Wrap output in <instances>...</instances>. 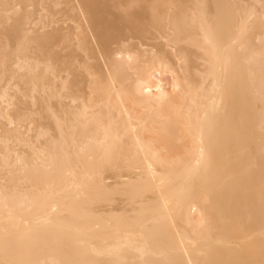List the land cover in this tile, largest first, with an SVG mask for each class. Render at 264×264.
<instances>
[{
  "label": "bare ground",
  "instance_id": "1",
  "mask_svg": "<svg viewBox=\"0 0 264 264\" xmlns=\"http://www.w3.org/2000/svg\"><path fill=\"white\" fill-rule=\"evenodd\" d=\"M0 264H264V0H0Z\"/></svg>",
  "mask_w": 264,
  "mask_h": 264
}]
</instances>
